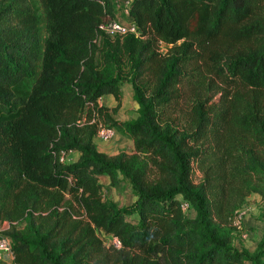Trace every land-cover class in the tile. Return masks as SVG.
<instances>
[{
  "label": "trees",
  "instance_id": "16d2710c",
  "mask_svg": "<svg viewBox=\"0 0 264 264\" xmlns=\"http://www.w3.org/2000/svg\"><path fill=\"white\" fill-rule=\"evenodd\" d=\"M129 11L121 17L115 0H0L3 264H264V234L251 252L213 226L233 223L254 194L264 223V0H130ZM128 18L139 35L104 33ZM202 67L225 86L205 87ZM125 80L139 116L120 122ZM105 94L119 102L111 111ZM101 121L134 152L99 150ZM75 150L77 161L60 160ZM102 176L130 184L135 200L108 199Z\"/></svg>",
  "mask_w": 264,
  "mask_h": 264
},
{
  "label": "rangeland",
  "instance_id": "374dc122",
  "mask_svg": "<svg viewBox=\"0 0 264 264\" xmlns=\"http://www.w3.org/2000/svg\"><path fill=\"white\" fill-rule=\"evenodd\" d=\"M127 3L128 0H116L117 12L120 13L121 17H123L122 12L124 13L126 12L125 9L128 6ZM170 47L171 45H167L166 43L163 42L161 43L160 50L166 53ZM195 63L196 61L194 59L190 61L189 70L194 75H197L199 72H197V70H192L195 66ZM202 70L203 71L200 82L202 84L205 83V87H207L208 83H211L212 86H214L217 83L224 85L222 80L219 79L217 76H215L214 74L205 73L204 71L206 70L203 67ZM195 81H199V78L197 79L196 77H194V82L190 86L189 84L182 86V94L184 96L182 97L180 104L182 106L183 111L188 110L190 99L194 93V89H196L197 87V83H195ZM121 91H122V101L118 113L116 112L113 114L114 119L120 122H125L137 118L139 116L137 112L139 113V111L133 106L134 98L132 95V86L128 80L122 82ZM212 94H215V98L217 99L220 96V94H216L214 91L210 93V95ZM84 115L86 116V110L84 112ZM120 138L121 137L117 138V140ZM130 140L132 141V143H128L126 146H123V148L118 147L116 151H114L113 153L117 151L118 153H120L121 151L133 153L135 150V144L133 139ZM110 142L113 141L111 140ZM102 144H106V143H102ZM101 149H104L103 151H106L104 147H101ZM202 176H203L202 172L199 170L198 167H196L193 174L194 181L198 183L202 179ZM105 194L108 199L117 202L120 206H125L131 201V198L129 197L133 195V192L127 191L126 184L120 183L118 186H113L112 188L109 189L106 188ZM123 196H126V198H124ZM262 204H263V198L261 194H254L247 198L243 208L240 210L243 211L242 212L243 220L241 223L242 229L236 227L234 225V222L232 223V221L230 222V220L228 222L215 220L213 222V226L217 229L219 233L230 235L233 241H235L236 246L254 252L257 249L259 242L261 241L262 235L264 234V223L260 219V211ZM195 212L193 211L189 213V216H193ZM3 223H6V226H3L1 222L0 235L2 234V231L6 229L8 226L7 222H3ZM97 233L99 236L104 238V234L100 229L97 230ZM6 256L7 257H4L5 260L11 259V254H6ZM1 259L2 258H0V261ZM248 264H252V263L248 262Z\"/></svg>",
  "mask_w": 264,
  "mask_h": 264
},
{
  "label": "built area",
  "instance_id": "2783aa9c",
  "mask_svg": "<svg viewBox=\"0 0 264 264\" xmlns=\"http://www.w3.org/2000/svg\"><path fill=\"white\" fill-rule=\"evenodd\" d=\"M127 4L128 6L125 9L126 10L125 13L127 16H129L130 1ZM102 28L104 33L108 35V37H110L111 39H116L117 37H124L130 33H135L136 35H139V29L136 23L130 20L129 18L127 20L113 19L107 24H105ZM117 133L118 130L114 126L108 125L105 122L101 121L98 123V130L95 136V141L97 143L109 142L116 137ZM71 153L72 152H62L60 155V160L65 163L75 162V158L74 156H72ZM180 202H181V208L186 214L189 215V213L194 211V208L190 201L181 198ZM240 210L237 211V215L235 216L233 222L236 227L242 229L241 223L243 220V215H242L243 211ZM104 240L107 245L115 246L116 248H121L123 245L120 238L115 235H105ZM6 254H11V244H10V240L1 234L0 257Z\"/></svg>",
  "mask_w": 264,
  "mask_h": 264
},
{
  "label": "crops",
  "instance_id": "0c3cea01",
  "mask_svg": "<svg viewBox=\"0 0 264 264\" xmlns=\"http://www.w3.org/2000/svg\"><path fill=\"white\" fill-rule=\"evenodd\" d=\"M129 1L130 0H128V2ZM115 2H116V0H115ZM132 95H133V98H134L133 86H132ZM118 104H119V102H118V100L116 99V97L113 94H105V95L101 96L100 99H99V105L109 108L110 111H111L112 108L116 107ZM133 106L138 110L137 105L134 102H133ZM137 114H139V113L137 112ZM121 134L122 133H120L118 131L116 137L112 140L113 142H110V141L108 143L105 142L106 144L97 143L96 141L95 142H96L99 150L103 151L104 149H101V147H104L107 152L106 151H103V152H105L107 154H110V155H114V154L118 153V151L113 153L114 151H116V149L118 147L119 148H123V146H126L128 143H132V141L128 137L124 136L123 134L121 135ZM119 137H121V138L117 140V138H119ZM71 154H72V156H74L75 161H77L80 158V155H81L80 151H78V150L72 151ZM100 183L102 184L103 190L105 192H106V188L109 189V188L113 187L111 185V178L109 176H102L101 179H100ZM121 183L126 184L127 191L132 192V187L130 186V184L125 183V181H121ZM123 197L126 198V196H123ZM129 198H131V201L127 205L131 204L135 200L134 195H132ZM193 216H196V212L194 213ZM132 218L134 220H138L139 216H138V214H134L132 216ZM1 222L2 221L0 220V224H1ZM2 224H3V226H6V223L2 222ZM4 257H7V256L6 255H2V257H0V258H2L1 261H0V264L12 262V256H11L10 260H5Z\"/></svg>",
  "mask_w": 264,
  "mask_h": 264
}]
</instances>
